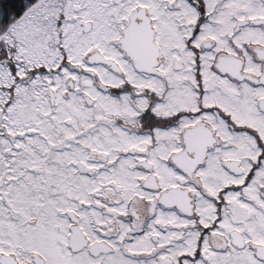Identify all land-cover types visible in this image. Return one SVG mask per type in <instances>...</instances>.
Listing matches in <instances>:
<instances>
[{
	"label": "snow or ice",
	"instance_id": "snow-or-ice-1",
	"mask_svg": "<svg viewBox=\"0 0 264 264\" xmlns=\"http://www.w3.org/2000/svg\"><path fill=\"white\" fill-rule=\"evenodd\" d=\"M0 264H264V0H0Z\"/></svg>",
	"mask_w": 264,
	"mask_h": 264
}]
</instances>
